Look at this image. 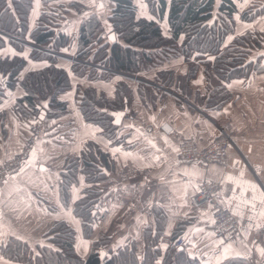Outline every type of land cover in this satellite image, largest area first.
Wrapping results in <instances>:
<instances>
[{
	"label": "crops",
	"instance_id": "obj_1",
	"mask_svg": "<svg viewBox=\"0 0 264 264\" xmlns=\"http://www.w3.org/2000/svg\"><path fill=\"white\" fill-rule=\"evenodd\" d=\"M221 1L216 0L215 17ZM233 1L237 5L234 30L222 51L234 38L249 32L260 39V45L249 48L248 60L257 64L256 68L247 76L223 81L212 69L215 56L185 53L183 36L175 44L147 51V57L139 53L140 69L134 73L92 63L100 45L83 60L78 57L82 22L97 14L103 28L101 36L107 40L114 2L32 0L25 45L17 49L7 42L0 48V59L20 56L26 60L19 84L10 96L0 99V162L19 155L36 139L21 168L0 181V264H27L26 259L38 246L49 244V232L58 221L74 228L75 248L82 258L88 257L98 241L103 242L107 255L133 242L142 260L148 238L158 234L155 241L161 254L172 245L174 236H184L186 242L179 249L200 264H226L234 258L250 257L264 264V235L258 234L264 226V13L252 20L242 19L244 11L263 7L264 0ZM134 3L138 17L156 20L163 34L171 37L168 13L160 19L146 0ZM53 12L58 14L55 31L68 36V43L58 51L40 49L57 57L56 66L68 73L70 88L58 95L66 109L50 110L41 121L25 101L21 102L26 91L20 82L28 72L51 64L48 59L31 57L33 49L39 47L30 33L43 13ZM118 84L128 90L124 107L119 103ZM223 87L230 99L220 106L208 105L209 98ZM89 90L99 102L98 111L128 108L120 126L112 123L115 131L111 137L83 115L82 102ZM165 123L174 127L173 134L163 132ZM226 134L231 139L226 164L203 170L180 159L182 138L191 137L203 148ZM89 143L110 160L107 176L101 181L89 182L81 171V157ZM72 161L77 162L78 171L64 199L63 173ZM205 180L220 184L223 204L241 228L238 240L218 238L211 228L210 206H196L194 195ZM87 190L98 192L97 211L108 209L110 215L100 221L96 213L93 229L85 236L83 221L74 210ZM10 243L22 244L24 260H12L3 253ZM161 262L162 256L155 264Z\"/></svg>",
	"mask_w": 264,
	"mask_h": 264
},
{
	"label": "trees",
	"instance_id": "obj_2",
	"mask_svg": "<svg viewBox=\"0 0 264 264\" xmlns=\"http://www.w3.org/2000/svg\"><path fill=\"white\" fill-rule=\"evenodd\" d=\"M112 1L115 6L108 20L110 31L107 40L101 36L103 28L97 14H92L82 22L79 30V58L87 59L93 48L100 45L90 60L92 63L113 71L134 73L140 69L139 53L147 57V51L175 44L183 36L182 50L185 53L196 51L215 56L212 69L223 81L247 76L257 67V64L254 66L253 62L248 60L249 48L260 45V39L251 32L234 38L222 51L225 39L234 30L237 5L233 0L221 1L217 8L218 17H215L216 0H146L151 12L160 19L168 13L171 37L163 34L156 20L138 17L134 0ZM31 9L32 0H0V48L12 40L10 35L15 34L21 38L27 35ZM261 13H264V6L252 7L242 13V19L252 20ZM57 16L56 12L43 13L38 26L30 33L31 39L39 47L33 49L31 57L35 60L48 59L51 62L50 66L42 70L28 72L20 82L26 91V96L21 102L25 101L27 107L33 111L37 110V105L42 101H49L51 110L58 109L63 112L66 109V104L58 101V95L70 88V77L64 69L56 66L57 57L54 54L40 49L52 47L54 51H58L68 43V36L57 34L55 31ZM111 33L115 34V40L109 39ZM11 42L15 43L17 49L24 46L14 40ZM25 64L26 60L20 56L0 59V74L8 76V89L13 90L19 84L18 76ZM1 87L0 85V99ZM118 90L119 103L124 107L128 90L124 84H118ZM221 90L209 98L208 105L220 106L230 99L229 91L225 87ZM98 103L94 99V92L87 91L82 102L83 115L88 122L99 125L104 134L111 137L115 131L112 116L106 111H98L96 109ZM81 161L83 165L81 171L86 174L89 182L101 181L107 176L110 167L109 157L93 143L86 146ZM77 171V162L72 161L63 173L61 187L64 199L69 196V187ZM98 196L97 191L87 190L74 210L83 221L85 236L93 229L92 222L98 213L96 206ZM75 233L74 228L67 222H56L49 232L51 235L49 244L38 246L37 252H32L26 259L27 264H155L160 256L161 264H200L198 260L188 257L183 249L175 246L174 241L178 236H174L172 245L166 253L161 254L155 241L158 234L148 238L147 253L142 260L138 258V245L133 242L117 252L101 257L98 248L103 242L98 241L88 257L82 258L75 248ZM3 253L12 260L22 261L25 248L22 244L10 243L3 249ZM226 264L250 262L247 258H234Z\"/></svg>",
	"mask_w": 264,
	"mask_h": 264
},
{
	"label": "built area",
	"instance_id": "obj_3",
	"mask_svg": "<svg viewBox=\"0 0 264 264\" xmlns=\"http://www.w3.org/2000/svg\"><path fill=\"white\" fill-rule=\"evenodd\" d=\"M4 96H10L11 90L7 87H1ZM39 110L34 111L36 117L39 116ZM161 129L166 135H171L175 132L174 127L165 123ZM37 131L40 130V125H37ZM36 139L33 138L28 146L19 155L0 162V181L6 179L11 174L17 172L23 161L26 159L30 149L35 145ZM231 146V139L227 135H222L211 140L207 146L199 148L196 141L191 137L181 139L179 145L180 159L185 163L196 164L203 170H207L211 165H224L227 161V152ZM196 206L209 205L211 208V228L218 238H222L228 242H234L241 236V228L239 222L233 217L229 209L223 204L221 187L216 181H203L196 194L194 195ZM110 215V210H99L97 218L106 220ZM259 235H264V226L258 231ZM186 242L184 236H180L175 241L177 248L182 247ZM100 252L104 251L103 246L99 247ZM250 264H257L253 257L248 259Z\"/></svg>",
	"mask_w": 264,
	"mask_h": 264
},
{
	"label": "water",
	"instance_id": "obj_4",
	"mask_svg": "<svg viewBox=\"0 0 264 264\" xmlns=\"http://www.w3.org/2000/svg\"><path fill=\"white\" fill-rule=\"evenodd\" d=\"M116 36L114 33H111L109 36V39L115 40ZM7 82H8V76H3L0 74V85L2 87H7ZM127 106H125L124 109L122 110H117V111H109V114L113 118V124L115 126H120L122 124V121L127 113ZM37 110H39V120L44 121L46 118L47 113L51 110L49 101H42L41 104L37 105ZM41 169H46L44 166L41 167ZM105 256V251H101V257Z\"/></svg>",
	"mask_w": 264,
	"mask_h": 264
},
{
	"label": "rangeland",
	"instance_id": "obj_5",
	"mask_svg": "<svg viewBox=\"0 0 264 264\" xmlns=\"http://www.w3.org/2000/svg\"><path fill=\"white\" fill-rule=\"evenodd\" d=\"M263 2V1H262ZM258 4H261V3H258ZM79 8H80V6H78ZM260 23L262 22V21H259ZM28 30H29V25H28ZM10 37H11V41H16V42H19V43H21L22 45H25V42L27 41V35H24L23 36V38H21L20 36H18V35H15V34H13V35H10ZM9 42V43H11L12 45H14V47H16V45H15V43L13 44L12 42ZM17 48V47H16ZM96 65H98V64H96ZM94 75V74H93ZM2 96H4L3 95V93H2ZM5 97H8V96H5ZM227 135V134H226ZM220 136H222V135H220ZM219 136V137H220ZM228 136V135H227ZM216 138H218V137H216ZM215 139V138H214ZM213 140V139H212ZM100 220V219H99ZM100 221H102V220H100ZM100 246H103V244L102 245H100ZM99 246V247H100ZM99 249V248H98ZM103 249H105L104 247H103ZM104 251H106V249L104 250ZM105 256H107V252H105ZM104 256V257H105Z\"/></svg>",
	"mask_w": 264,
	"mask_h": 264
}]
</instances>
